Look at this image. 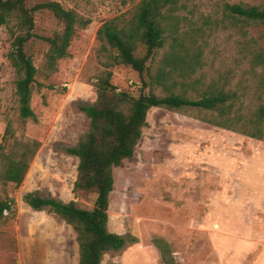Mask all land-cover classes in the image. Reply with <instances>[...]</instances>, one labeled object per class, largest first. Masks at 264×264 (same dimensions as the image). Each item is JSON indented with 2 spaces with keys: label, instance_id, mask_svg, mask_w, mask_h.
<instances>
[{
  "label": "rangeland",
  "instance_id": "obj_1",
  "mask_svg": "<svg viewBox=\"0 0 264 264\" xmlns=\"http://www.w3.org/2000/svg\"><path fill=\"white\" fill-rule=\"evenodd\" d=\"M41 1L45 0H28V6ZM50 1L90 24L77 27L68 56L53 74L44 69L47 44H28L38 69L31 100L35 121L24 123L19 117L17 75L8 60L14 24L0 27V143L10 126L6 151L14 140L40 144L20 186L0 183V198L13 201L14 208L0 220V264H78L74 229L55 214L32 210L23 197L38 191L93 209L96 193H74L78 159L63 152L88 130L89 120L79 106L96 101L94 83L105 70L112 72V83L120 91L138 97L142 87L132 69L106 68L108 53L97 40L104 23L130 13L141 0ZM226 1L264 4V0ZM216 2L196 0L206 16ZM243 27L234 30V19L227 20L208 39L205 65L195 75L203 83L187 97L198 99L197 92L212 80L229 79L225 88L234 87L248 68L238 59L240 46L249 42L264 49V25L248 22ZM56 29L50 14L36 15L37 34L50 36ZM165 52H158L153 70ZM155 92L164 96L160 89ZM201 115L194 109L148 112L134 159L113 170L108 211L109 230L136 237L138 243L106 254L102 264H164L163 259L168 264H264V142L206 124L199 120Z\"/></svg>",
  "mask_w": 264,
  "mask_h": 264
},
{
  "label": "trees",
  "instance_id": "obj_2",
  "mask_svg": "<svg viewBox=\"0 0 264 264\" xmlns=\"http://www.w3.org/2000/svg\"><path fill=\"white\" fill-rule=\"evenodd\" d=\"M213 8L206 16L199 12L196 0H141L130 13L117 16L98 30L97 40L108 53L106 68L132 69L140 76L142 87L138 97L120 91L112 83V72L105 70L94 83L96 101L79 106L89 120L88 130L77 144L65 147L63 152L78 159L74 193L94 191L95 205L93 209H83L74 201L65 203L38 191L23 197L32 210L55 214L74 229L78 264H102L106 254L120 253L138 243L136 237L109 230L108 211L115 184L113 170L134 159L152 108L194 109L202 113L199 120L206 124L264 142L263 48L249 42L240 46L238 59L247 63L248 68L238 75L234 87L225 88L224 83L231 84L229 79L212 80L197 92L198 99L187 97L203 83L195 75L204 67L208 39L220 25L232 19L237 31H242L243 24L248 22L264 25V4L249 6L218 0ZM38 13H48L55 19L58 29L50 36L37 34ZM11 23L14 30L8 60L17 75L18 112L25 123L36 120L31 100L38 74L27 52L28 44L35 41L47 44L44 69L53 74L59 61L68 56L77 27L88 26L90 20L56 1L28 6V0H0V27ZM161 50L166 52L153 70L155 57ZM159 89L164 96L156 94ZM8 135L12 136L10 126L0 143V183L20 186L40 144L34 140H14L6 151ZM13 209V201L0 198V220L11 215ZM163 263L168 264V260L163 259Z\"/></svg>",
  "mask_w": 264,
  "mask_h": 264
}]
</instances>
